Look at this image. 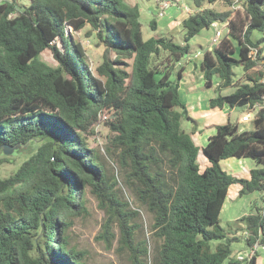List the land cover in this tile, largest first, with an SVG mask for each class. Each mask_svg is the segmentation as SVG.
Returning a JSON list of instances; mask_svg holds the SVG:
<instances>
[{
	"label": "trees",
	"instance_id": "16d2710c",
	"mask_svg": "<svg viewBox=\"0 0 264 264\" xmlns=\"http://www.w3.org/2000/svg\"><path fill=\"white\" fill-rule=\"evenodd\" d=\"M215 1L192 0L199 9L180 21L178 44L165 36L144 39L139 7L126 0H29L25 6L0 0V165L29 153L0 175V264H87L69 228L74 217L87 213L88 195L111 205L107 241L115 221L133 263L147 264V241L135 239L138 224L129 223L139 210L121 202L119 172L152 216L153 264H255L257 251L243 261L230 255L241 239L248 249L264 246V109L253 128L218 124L199 147L181 126L183 119L194 121L179 98L182 67L159 71L153 63L163 50L180 61L202 29L223 23L227 34L203 50L199 63L206 87L218 79L209 106L263 103V72L248 50L258 47L264 57V37L251 38L253 30L264 32V0H236L242 13L203 6ZM87 25L86 35L95 33L103 47L93 70L67 30ZM156 25L149 22L152 30ZM45 50L56 64L41 59ZM235 65L243 68L244 81L222 94L234 84ZM108 109L110 135L102 154L89 146L88 135ZM4 145L17 147L4 154ZM199 155L209 161L203 170ZM106 156L115 158L117 172L108 173ZM230 156L257 166L246 175L232 173L221 164ZM233 184L240 185L238 195L258 191L262 205L222 225L220 211Z\"/></svg>",
	"mask_w": 264,
	"mask_h": 264
},
{
	"label": "rangeland",
	"instance_id": "374dc122",
	"mask_svg": "<svg viewBox=\"0 0 264 264\" xmlns=\"http://www.w3.org/2000/svg\"><path fill=\"white\" fill-rule=\"evenodd\" d=\"M20 6H25L29 0H16ZM170 3H174L176 0H168ZM236 0L228 1V0H216L213 3H204L203 6L210 7L215 10H237L239 12H243L242 5L239 2H235ZM126 2L130 4H137L140 10V22H141V31L144 39H147L151 36H165L167 38H171L175 43L181 44L183 43V34L184 31L180 25V20L186 15V11L183 9L184 6H187L193 12L197 11L199 8L193 5L192 0H179L175 5H170L165 7L163 10V14L159 15V4L158 0H126ZM185 8V7H184ZM156 21V29L152 30L149 26V22L151 20ZM218 28L221 30V37L227 34V26L223 23L218 24ZM214 27L210 26L208 28L202 29L194 38L193 43L191 44V53L188 54L186 58H182L181 62L183 64L189 63L190 60L194 57L193 53L196 50L203 49L204 47L211 44L212 38L215 35ZM68 32L76 38L84 51V55L88 62V65L91 70L94 69L96 65H98L101 61L102 54V45H98L97 39L95 37V33H91L90 36L86 35L87 30H89V26H85L83 29L79 31H72L71 27L68 26ZM72 31V32H71ZM220 37V38H221ZM264 37V32L259 30H253L251 32V38L253 40L261 39ZM201 40V41H199ZM201 44V47L198 46ZM192 55V56H190ZM41 59L50 63L56 64V61L51 55L50 50H45L41 53ZM172 56L168 54L167 51H161L160 54L154 58L153 63L157 66L158 70L161 71L166 68H171L177 70L180 66L175 60L171 59ZM176 63V64H175ZM255 69H260V66L257 64ZM233 85L226 87L222 90V94L231 92L235 85L242 83L244 81V70L241 66H233ZM175 74V73H174ZM218 82L217 78H213V84L211 86L212 91H215L216 83ZM248 110V109H247ZM246 107L244 106H235L234 109L230 112V120H236V118L241 115V113L247 112ZM111 110H105L100 113L99 122L97 124V129L94 134L88 135V143L90 147L98 148L100 153H104L105 146L108 145L109 140V128L107 125V120L112 118ZM239 126L242 129H251L253 128V122L247 121L240 123ZM31 152V151H30ZM29 155L28 152H24L20 156L14 157L15 160L12 163H5L0 165V175L6 176L9 172L14 170L16 166ZM106 169L108 173L111 170L117 172L118 165L115 162V158L106 156ZM247 163L252 165V167L257 166V163L250 158H246ZM226 164V163H225ZM119 187H121V192L119 193V198L121 202H128L129 207L131 209L139 210V214L133 216L129 219V223H136L138 227L135 229V239H146L148 244V254L146 255L147 264H153V255H154V247L155 240L154 236L151 234L150 224L152 222V216L150 212H148L145 207H139L137 201L135 200L134 194L129 189L126 184L123 183L120 172L118 174ZM244 202V201H243ZM242 203V202H241ZM239 203L235 208L236 212L242 211V204ZM256 205H262L261 201L258 199L251 200L247 208L243 213L255 211ZM87 213L81 216H76L73 218V223L69 228V235L71 242L77 246V248L81 251L85 252V261L87 264H134L131 258V253L127 246L123 245L120 242V232L116 225V222L113 221L111 223L112 229L114 232V237L109 238L107 241L105 237L104 231V223L110 216L109 203H99L93 196L88 195ZM225 210V207L222 208ZM231 214V209L229 208L227 211H222L221 215V224H225L229 219V215ZM245 232H238V236H244ZM248 248H245L244 242L241 239L238 242H234L232 244V254L230 258L237 259V255L239 253L246 252ZM257 256H258V264L259 260L260 264L264 263V247L258 246L256 248ZM247 259V258H246ZM243 261V260H242ZM223 264H230L225 261Z\"/></svg>",
	"mask_w": 264,
	"mask_h": 264
},
{
	"label": "crops",
	"instance_id": "0c3cea01",
	"mask_svg": "<svg viewBox=\"0 0 264 264\" xmlns=\"http://www.w3.org/2000/svg\"><path fill=\"white\" fill-rule=\"evenodd\" d=\"M195 37L191 39L190 43H193ZM198 46L201 47V44ZM206 48H209V44L206 46ZM206 48L204 47L203 49L194 51V56L190 55L194 58H192L189 63L183 64L181 60L176 61L179 64L181 63L180 66L182 67L178 81L179 98L180 101L185 104L189 116L194 120L190 121L183 119L181 121V126L187 132H193L192 138L195 144L199 147H202L207 143L208 137L214 131L216 125L225 123L227 121L236 122L238 126L240 123H243L239 121V118L244 113L243 111L241 115L236 118V120H230V112L234 109V107L231 108L225 105L222 108H211L209 106L208 100L213 95V91L211 87H206L203 84L204 81L202 73L199 69V63L203 56V50ZM187 56L188 55L184 56L183 58H186ZM239 130L243 129L239 126ZM198 161L200 164V170H203L209 165V161L203 155H199ZM221 164L227 171H231L232 173L240 175H246L248 170L252 168V165L249 164V162L247 163V160L244 157L230 156L221 160ZM239 189V184H233L229 187L226 198L222 205V208L225 207V210L221 208L220 211L221 217L222 211H227L229 208L231 209V214L228 217L229 219H227L229 222L244 214L243 212L251 200L259 198L258 191L238 195ZM239 203L242 204V211L236 212L234 207H236ZM260 263L261 261L259 260V264ZM255 264H258V256L256 257Z\"/></svg>",
	"mask_w": 264,
	"mask_h": 264
},
{
	"label": "built area",
	"instance_id": "2783aa9c",
	"mask_svg": "<svg viewBox=\"0 0 264 264\" xmlns=\"http://www.w3.org/2000/svg\"><path fill=\"white\" fill-rule=\"evenodd\" d=\"M178 1L179 0H176V1H174V3H170V1H168V0H158L159 9H160L158 14L162 15L163 14V10H164L165 7H168L170 5H175ZM176 6L178 7L177 4H176ZM184 7H183V9L186 11V15L185 16H187L188 14L193 12L187 6H184ZM218 24H219L218 22H212L211 23V26L216 28V29H215V35L212 38L211 44L209 45L208 49H211L213 47V45L217 44L219 42V40H220L221 30L218 28ZM262 55H264V52H262ZM248 57L251 60H255L257 62L256 65L258 64L260 66V70H262V72H263V75H262V78H261V82L264 84V57H260L259 56L258 47L249 46ZM262 98H263V103H261V104L260 103H255V104H253L251 106L247 104L246 110L247 109L248 110H247V112H244L240 116L239 121H241V122L253 121V119L256 117L257 111L260 108L264 109V93L262 95ZM258 246H260V245H258L257 243H254L246 252H244V254L243 253H239L237 255V259L238 260H243V259L247 258L249 260L255 254L256 248ZM261 247H264V246H261Z\"/></svg>",
	"mask_w": 264,
	"mask_h": 264
},
{
	"label": "water",
	"instance_id": "95a60500",
	"mask_svg": "<svg viewBox=\"0 0 264 264\" xmlns=\"http://www.w3.org/2000/svg\"><path fill=\"white\" fill-rule=\"evenodd\" d=\"M17 146H8L4 145L3 146V152L4 154H11V152L16 148Z\"/></svg>",
	"mask_w": 264,
	"mask_h": 264
}]
</instances>
